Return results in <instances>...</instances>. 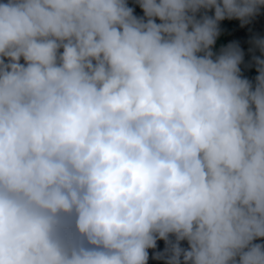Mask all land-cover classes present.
I'll return each mask as SVG.
<instances>
[{
	"label": "clouds",
	"instance_id": "9594fccd",
	"mask_svg": "<svg viewBox=\"0 0 264 264\" xmlns=\"http://www.w3.org/2000/svg\"><path fill=\"white\" fill-rule=\"evenodd\" d=\"M263 6L0 0V264H264Z\"/></svg>",
	"mask_w": 264,
	"mask_h": 264
},
{
	"label": "trees",
	"instance_id": "16d2710c",
	"mask_svg": "<svg viewBox=\"0 0 264 264\" xmlns=\"http://www.w3.org/2000/svg\"><path fill=\"white\" fill-rule=\"evenodd\" d=\"M263 8H264V6H263ZM197 16H198V14H197ZM228 21L230 23L232 21V18L231 19L228 18ZM20 62L23 63V59L22 58H21ZM163 260L164 259H159L158 261H153L151 264H166V261L163 262ZM147 264H149V263L147 262Z\"/></svg>",
	"mask_w": 264,
	"mask_h": 264
}]
</instances>
